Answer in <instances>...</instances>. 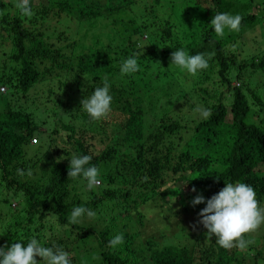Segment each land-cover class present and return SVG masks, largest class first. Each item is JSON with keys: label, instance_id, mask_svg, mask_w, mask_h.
Segmentation results:
<instances>
[{"label": "trees", "instance_id": "1", "mask_svg": "<svg viewBox=\"0 0 264 264\" xmlns=\"http://www.w3.org/2000/svg\"><path fill=\"white\" fill-rule=\"evenodd\" d=\"M17 3L0 0V209L7 213L0 220H8L0 247L35 238L71 253L70 264H264V252L252 243L226 250L206 238L201 209L191 203L197 195L207 201L229 182L251 185L264 202V56H242L252 42L244 33L264 28V0H30L31 17ZM218 13L239 14L240 31L218 37L210 25ZM51 21L56 28L47 34ZM174 49L208 60L191 87L205 104L184 94L151 125L148 112L169 101L173 75L181 74L164 60ZM131 56L139 71L122 75ZM104 77L111 111L93 121L80 101ZM48 80H57L63 97L38 113V102H27ZM45 86L53 103L47 96L53 88ZM178 106H187L185 113ZM77 109L88 127L69 120ZM198 109H209L211 117ZM56 110L64 119L46 135L42 151L44 132L35 117L45 123ZM36 134L41 143L34 146ZM73 155L92 157L87 166L100 170L99 186L89 190L82 177H67ZM77 206L95 216L69 223ZM120 233L123 244L110 248Z\"/></svg>", "mask_w": 264, "mask_h": 264}, {"label": "clouds", "instance_id": "2", "mask_svg": "<svg viewBox=\"0 0 264 264\" xmlns=\"http://www.w3.org/2000/svg\"><path fill=\"white\" fill-rule=\"evenodd\" d=\"M16 8L26 17L33 15L30 0H18ZM242 17L239 14L218 13L210 20V25L215 34L223 38L225 30L239 32ZM210 55V54H209ZM170 65L185 70L192 76L209 67L208 60L203 53L189 55L184 49H176L171 53ZM139 71V65L135 56L127 58L120 67L122 75H131ZM110 84L107 77L103 79V86L97 87L88 99H82L80 106L93 121L105 118L111 111L112 97L109 94ZM204 119L211 117L209 109H198ZM92 157L89 155H73L68 166L67 177L77 179L82 177L86 181V187L93 190L101 184L100 170L96 166H87ZM59 162V161H58ZM23 176L24 172L18 170ZM29 175L31 172L29 171ZM196 191L195 188L192 189ZM192 205L206 203L198 215L199 223L206 229V238H215V242L226 250L232 248L245 249L250 240L245 236L257 231L264 224V208L260 207L256 199V192L251 185L243 182L225 183L224 187L211 196L205 202L202 195H197L192 200ZM87 214L94 217L95 212L82 206L75 207L69 217V223L77 224L80 218ZM124 242L123 234H117L109 240L110 248L115 249ZM36 257L40 258L38 262ZM70 264L69 254L57 247L42 246L37 239L32 238L27 243L19 241L11 246L0 247V264Z\"/></svg>", "mask_w": 264, "mask_h": 264}, {"label": "rangeland", "instance_id": "3", "mask_svg": "<svg viewBox=\"0 0 264 264\" xmlns=\"http://www.w3.org/2000/svg\"><path fill=\"white\" fill-rule=\"evenodd\" d=\"M260 1L261 0H254V3L255 4H258V3H260ZM259 9H261V7H259ZM259 12H260V10H259ZM163 16H164V14H162V17ZM172 20L176 22V20L174 18H172ZM263 25H264V22H263ZM54 27H55V23H54V21H51L49 23V25H47V26L44 27L45 28L44 31L47 34H52L53 33V30H54ZM260 27L261 26L259 25L258 28H260ZM258 28H255L254 30H250V31H247V32L244 33V35H245L244 36V39L246 40V42H247L248 38H249V40L251 39V41H252V42H248L247 43L248 48L246 50L249 51V52L244 53V55H242V56H244V58L246 56H248V54H251L252 56L253 55L254 56L257 55L259 57L264 56V28H261V29H258ZM59 30L60 29L55 30L54 33L55 32H58ZM176 34H177V36L180 35L179 33H177V31H176ZM253 38L258 39L257 42H254ZM244 47H245V45H244ZM174 51H175V49H174ZM164 60H166V62L168 63L167 64L168 67H170V68H173L174 67L173 69L176 71V69L178 67L173 66V65H170V62H171L170 61V56L168 58H164ZM216 69L217 68H215L214 70L216 71ZM177 70H179L182 75L181 74L178 75L177 72H175V74L173 75V77L176 78V82H173L174 88H173V92L169 95V101L166 102L165 100H161V102L158 103L159 105L156 107V109L154 111L153 110H150L148 112L150 114L147 116L146 123H150L151 125H153L156 122V121L154 122L155 119L158 120L159 117H161L164 112L169 111L176 103L182 102L185 99V98L183 99L184 94H186L187 97H189V98L191 97V101H193L195 104H197V106L199 105L200 107H202L205 104V102H204V98H205L204 97V94L201 93V92H199V90H196L194 92L192 91V88H191L192 87V84L195 83V82H197L195 80V78H192L193 76L191 74L187 73L185 70H181L179 68ZM261 75L262 74L259 73V77H260L261 81H264L262 79ZM112 78L115 81L119 82V78H117L115 75H113ZM230 79H231V81H233L234 80L233 76ZM61 80H63V78H61ZM44 84L47 85V86L50 85V87L53 88V89H51L53 91V94L50 95V96L47 94V96L50 99H56V100L53 103L51 101H49V99L46 98V95H45L48 92V90H47V92L45 91L46 86L45 85H40V84L37 85L36 88H35V90H34V92L36 93V95H34L33 92H32L31 95H30V99L27 102V104L28 103H31V101H33V100H36L38 103L34 107L37 108V112L38 113H40V112H46L48 106H50V108H51L54 105H57L56 101L63 97L62 96V90H60V88L58 86L57 80H55L54 82H51V80H48V81H45ZM261 85L264 86V82H261ZM204 86L209 91H212L211 88H210V84L204 83ZM196 87H198V86H196ZM199 87H200V85H199ZM128 88L130 89V87H128ZM127 93H129V92H127ZM145 93L143 92V90H139L135 94L140 95V96H144ZM167 96H165L164 98H166ZM77 99H79V97H77ZM146 106H147V104H146ZM178 107L182 109L181 112H178L180 114L185 113V111L187 110V106H178ZM57 110L55 112L54 111H51V114L50 113L47 114L48 120L45 123H41L35 117L36 123L40 127L39 130H42L44 132V134H43V141H42V151L47 149L48 138H46V135H48L52 131V129L55 127V124H57L61 119H64V117L62 115H60L57 112ZM148 110H149V108H148ZM34 114H35V116L37 115V113H34ZM75 114L78 115L77 118L74 117ZM44 118H45V116L43 115V119ZM69 120H72V123L76 124V126H78V127H84V126H86V125H84V121L81 118L80 109H77L74 112L73 116L69 118ZM86 127H88V126H86ZM39 137H40L39 134L38 135L36 134V136H35L36 140H34L32 142L34 144V146L36 144H38V143H41V140L39 139ZM41 153L38 154V157L42 155ZM33 159H35V158H33ZM263 168H264V164L262 166H260L259 171L261 169L263 171ZM13 204L16 205V203H13ZM0 206H1V204H0ZM19 206H20V203L18 204V206L13 207V209H15L16 207L19 208ZM205 206H206V203H202V204H199V205H195V207L198 210L203 209ZM260 207L264 208V202H261L260 203ZM0 211H2V214H1L0 217L2 219H5V215L7 214L6 213V209L5 208L4 209H0ZM172 218L170 219L171 221L174 220V218L173 219ZM7 226H8V220H0V231L3 228L7 227ZM174 230H175V227L172 226L171 229H170V232L171 231H174ZM156 234H159V230H156ZM248 236H249V240L252 243L253 249L264 252V224H262L257 231H255L254 233H251ZM25 242H26V240L23 239V243L24 244H25ZM185 242H187V241H185ZM161 243H163V241ZM251 254H254V252L252 251ZM70 256H71V253L69 254V257ZM37 258L38 257H36V259ZM95 262H96V260L92 261V263H95ZM134 262H137V260H135ZM250 263H251L250 261H248V263L246 262V264H250Z\"/></svg>", "mask_w": 264, "mask_h": 264}]
</instances>
